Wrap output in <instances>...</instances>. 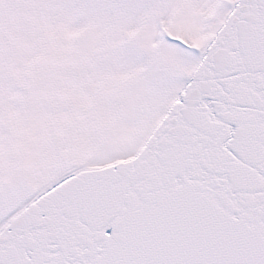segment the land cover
I'll use <instances>...</instances> for the list:
<instances>
[{"label":"snow or ice","instance_id":"1","mask_svg":"<svg viewBox=\"0 0 264 264\" xmlns=\"http://www.w3.org/2000/svg\"><path fill=\"white\" fill-rule=\"evenodd\" d=\"M0 264H264V0H0Z\"/></svg>","mask_w":264,"mask_h":264}]
</instances>
